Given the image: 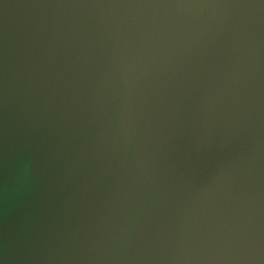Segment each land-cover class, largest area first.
Returning <instances> with one entry per match:
<instances>
[{
  "label": "water",
  "instance_id": "water-1",
  "mask_svg": "<svg viewBox=\"0 0 264 264\" xmlns=\"http://www.w3.org/2000/svg\"><path fill=\"white\" fill-rule=\"evenodd\" d=\"M0 264H264V0H0Z\"/></svg>",
  "mask_w": 264,
  "mask_h": 264
}]
</instances>
